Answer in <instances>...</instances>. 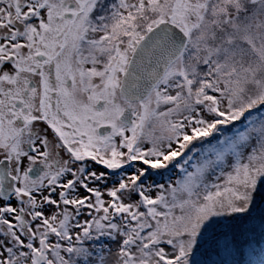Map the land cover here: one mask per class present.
<instances>
[{"label":"snow or ice","instance_id":"1","mask_svg":"<svg viewBox=\"0 0 264 264\" xmlns=\"http://www.w3.org/2000/svg\"><path fill=\"white\" fill-rule=\"evenodd\" d=\"M0 264H264V0H0Z\"/></svg>","mask_w":264,"mask_h":264}]
</instances>
